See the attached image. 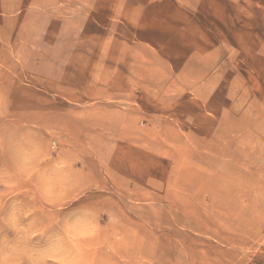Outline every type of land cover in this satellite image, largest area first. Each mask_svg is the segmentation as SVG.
Instances as JSON below:
<instances>
[{"label": "rangeland", "instance_id": "1", "mask_svg": "<svg viewBox=\"0 0 264 264\" xmlns=\"http://www.w3.org/2000/svg\"><path fill=\"white\" fill-rule=\"evenodd\" d=\"M0 100V168L79 170L0 186V242L91 209V264H264V0H0Z\"/></svg>", "mask_w": 264, "mask_h": 264}, {"label": "clouds", "instance_id": "2", "mask_svg": "<svg viewBox=\"0 0 264 264\" xmlns=\"http://www.w3.org/2000/svg\"><path fill=\"white\" fill-rule=\"evenodd\" d=\"M2 102V100H0ZM48 159L43 148L34 144L12 160L11 168H0V186L14 189L21 182L31 183L38 198L45 204L58 205L66 201L68 193L78 183V169L70 158H59L47 168L42 164ZM16 232V226L11 225ZM59 235L46 245L36 248L31 241L47 232L46 227L26 226L11 242H0V264H91L85 258L89 242L101 232L97 214L86 209L80 215L59 223Z\"/></svg>", "mask_w": 264, "mask_h": 264}]
</instances>
